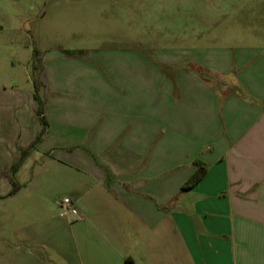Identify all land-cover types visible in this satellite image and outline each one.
Listing matches in <instances>:
<instances>
[{"label": "crops", "instance_id": "crops-1", "mask_svg": "<svg viewBox=\"0 0 264 264\" xmlns=\"http://www.w3.org/2000/svg\"><path fill=\"white\" fill-rule=\"evenodd\" d=\"M258 21L264 24V17ZM245 25L240 24L242 41L234 49L214 51L217 65L198 64L209 71H178L175 84L153 104L154 123H147L145 102L109 98L108 114L113 120L116 112L127 116L128 131L135 111L143 118L134 132L111 133L119 135V144L107 167L90 155L97 146L90 132L78 136L91 142V150L70 159L62 150L58 161L45 164L59 172L78 169L69 191L78 219L55 227L71 244L17 240L8 248L0 243V264H264V25ZM204 51L198 52L209 58L211 51ZM115 59L109 68L115 88L144 81L146 62L133 82L131 65H116ZM50 65L40 72L48 93L47 121L75 130L93 125L100 115L95 90L101 87L92 67L79 57L57 58ZM66 66L72 67L67 75ZM37 118L35 84L22 91L16 80L0 83V182L7 188L13 163L36 139ZM48 133L20 169L34 153L51 154L65 142L66 132L52 140ZM196 161L207 171L183 190ZM37 179L34 173L30 181ZM33 246L54 251L40 255Z\"/></svg>", "mask_w": 264, "mask_h": 264}, {"label": "rangeland", "instance_id": "rangeland-1", "mask_svg": "<svg viewBox=\"0 0 264 264\" xmlns=\"http://www.w3.org/2000/svg\"><path fill=\"white\" fill-rule=\"evenodd\" d=\"M263 17L264 0H0V83L16 80L22 91L34 90L35 84L44 115L48 93L44 92L40 72L43 67L53 68L50 63L54 59L79 57L86 66L92 67L94 79L101 87L95 90L100 100V115H95L93 125L83 130H75L73 126L64 129L59 124L53 127L45 117L47 126L43 131L44 125L37 113V136L44 132L43 139L49 132L52 140L57 132H66L65 142L55 146L51 154L34 153L15 174L18 186L14 193L13 184L7 188L0 182V243H7L5 247L10 248L17 240H53L56 246L67 248L70 238L55 227L78 219L75 208L74 214L67 216L59 206L64 197L71 198L69 191L78 169L69 167L59 172L45 168V164L58 161L62 150L70 159L81 154V150L90 149L91 142L84 143L85 137L78 136L79 132H90L97 145L90 155L94 161L104 164L101 168H106L105 161L119 144V135L113 138L111 133L130 129L134 132L143 118L141 112L135 111L132 119L129 118L128 131L124 120L127 116L116 112L113 120V113L108 114L109 98L145 102L147 123H154L153 104L175 84L178 71L195 68L209 71L198 64L206 61L208 65L210 62L217 65L219 56L214 51L234 49L242 41L237 36L240 24L246 23L245 28H259V24L260 27L264 24L258 19ZM67 49L82 52L68 55ZM207 49L211 56L205 59L198 51ZM114 58L116 65L123 62L131 65L128 73L133 82L139 81L138 67L146 62L144 81L115 88L109 73ZM71 71L72 67L66 66L63 73L67 75ZM88 71L83 69L81 73L87 75ZM83 91L91 92L85 88ZM34 173L38 179L31 182ZM36 194L46 198L34 197ZM50 228L56 232H50ZM40 230H44L43 234ZM33 247L40 255L49 256L54 251Z\"/></svg>", "mask_w": 264, "mask_h": 264}, {"label": "trees", "instance_id": "trees-1", "mask_svg": "<svg viewBox=\"0 0 264 264\" xmlns=\"http://www.w3.org/2000/svg\"><path fill=\"white\" fill-rule=\"evenodd\" d=\"M65 52L68 55H75L78 53H81V50L75 51V50H65ZM35 99L37 101L38 104V109H37V113L40 115L41 120L43 122L44 125V129L43 131L46 130V126H47V121L45 119V116L43 114V102L40 99L38 92H35ZM44 132H42L40 135L37 136V138L35 139V141L29 146L27 147L25 150L22 151L21 157L19 158L18 161L14 162L11 168V181L13 184V189H12V193H14L17 190V184L14 181V176L16 174V172L19 170V168L23 165L25 159L33 152V150L36 148L37 144L41 141L42 139V135ZM196 170L195 172L183 183L182 188L183 190H188L191 187H193L206 173L207 171V166L201 162V161H196Z\"/></svg>", "mask_w": 264, "mask_h": 264}, {"label": "built area", "instance_id": "built-area-1", "mask_svg": "<svg viewBox=\"0 0 264 264\" xmlns=\"http://www.w3.org/2000/svg\"><path fill=\"white\" fill-rule=\"evenodd\" d=\"M60 208L63 210L65 215H72L74 214V203L71 198L69 197H64L60 202H59Z\"/></svg>", "mask_w": 264, "mask_h": 264}]
</instances>
